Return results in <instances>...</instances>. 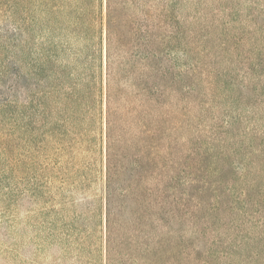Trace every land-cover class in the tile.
<instances>
[{
	"label": "trees",
	"instance_id": "obj_1",
	"mask_svg": "<svg viewBox=\"0 0 264 264\" xmlns=\"http://www.w3.org/2000/svg\"><path fill=\"white\" fill-rule=\"evenodd\" d=\"M170 17V0H0V247L15 231L17 264H169L170 60L198 71L179 38L170 58ZM205 137L203 182L237 172L223 205L245 207L264 149L237 160L225 146L242 139ZM251 183L263 223L264 176Z\"/></svg>",
	"mask_w": 264,
	"mask_h": 264
},
{
	"label": "rangeland",
	"instance_id": "obj_2",
	"mask_svg": "<svg viewBox=\"0 0 264 264\" xmlns=\"http://www.w3.org/2000/svg\"><path fill=\"white\" fill-rule=\"evenodd\" d=\"M171 14L176 19L170 17V58L177 55L171 39L179 38L178 51H189L198 71L180 78L170 60L169 264H264V222L252 212L260 198L253 191L259 184L251 183H260L264 171H253L245 207L239 203L231 213L224 209L228 197L222 191L237 172L233 176L225 167L226 179L215 190L203 182L210 151L205 136L242 139L240 150L225 146L237 160L243 155L249 159L251 153L257 160L264 149V69L258 66L264 63V0H170ZM224 34L230 35L231 45L221 52ZM226 79H234V87H221ZM237 115L233 134L238 136L231 140L221 125ZM246 180L240 178L238 187ZM8 231L0 264H17L21 242L15 231Z\"/></svg>",
	"mask_w": 264,
	"mask_h": 264
}]
</instances>
